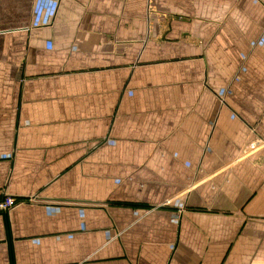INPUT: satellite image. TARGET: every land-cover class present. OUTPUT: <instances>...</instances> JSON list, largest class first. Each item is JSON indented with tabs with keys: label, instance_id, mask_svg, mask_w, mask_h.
Wrapping results in <instances>:
<instances>
[{
	"label": "crops",
	"instance_id": "crops-1",
	"mask_svg": "<svg viewBox=\"0 0 264 264\" xmlns=\"http://www.w3.org/2000/svg\"><path fill=\"white\" fill-rule=\"evenodd\" d=\"M5 197L0 264H264V0H0Z\"/></svg>",
	"mask_w": 264,
	"mask_h": 264
},
{
	"label": "built area",
	"instance_id": "built-area-1",
	"mask_svg": "<svg viewBox=\"0 0 264 264\" xmlns=\"http://www.w3.org/2000/svg\"><path fill=\"white\" fill-rule=\"evenodd\" d=\"M261 144H262V141L257 138L249 143L248 150L254 151ZM14 205H15V201L12 198H9V197L3 198L2 200H0V213L7 212Z\"/></svg>",
	"mask_w": 264,
	"mask_h": 264
}]
</instances>
